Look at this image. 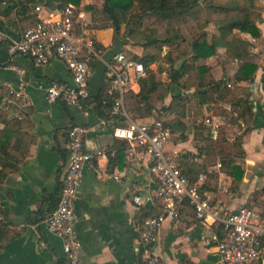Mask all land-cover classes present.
Returning a JSON list of instances; mask_svg holds the SVG:
<instances>
[{"label":"crops","instance_id":"obj_1","mask_svg":"<svg viewBox=\"0 0 264 264\" xmlns=\"http://www.w3.org/2000/svg\"><path fill=\"white\" fill-rule=\"evenodd\" d=\"M92 1L95 2L82 0L78 6L85 15L82 34L84 38H95L105 47L104 37L109 30L91 27L92 15L98 9ZM23 4L28 5L27 9ZM257 5L264 9L263 0ZM90 6L95 11L88 12L87 7ZM37 7L41 8L40 12L36 11ZM58 12V9L47 8V0H0V29L11 37H19L40 20H55ZM52 15L54 17H50ZM258 27L264 40L263 25L258 23ZM208 33V41L211 43L213 36L218 35V30L209 29ZM235 34L252 45L250 52L259 66L254 81L235 83V76L243 62L229 58L224 47L217 48L216 55L206 61V66L216 80H227L228 89L250 88L255 119L254 129L243 134L245 158L237 162L244 173L242 180L234 182L213 152L198 154V148L208 147L209 143L197 141L191 126L195 120V125L212 128L215 142L220 141L218 131L221 129L225 138L232 143L241 135L244 124L239 120V125L229 124L231 106L228 102L219 105V109L226 111L225 115L220 116L215 113V105L204 103L199 106L200 99L193 95L194 90L187 92L188 110L182 118L188 127L184 134L186 139H181V133L172 130L165 152L175 162L190 154L198 155L193 160L189 157L188 161L207 165L215 179L201 174L194 183L199 181L200 176L204 177L199 182L200 191L212 205L224 211H234L243 206L264 211V46L257 44L249 34L237 31ZM114 35L113 31L110 48ZM135 48L139 51H132V54L140 56L142 49ZM213 61L218 62L217 65H213ZM10 64L26 71L27 104H22L11 94L17 78L7 70ZM151 69L155 71L157 65H152ZM68 80L69 75L62 63L55 61L48 66H36L28 58L9 57L6 45L0 46V115L27 122L25 139L30 142L29 156L20 170L0 185V206L9 224L8 241L0 250V264H66L63 241L46 232L45 220L50 216V204L54 201L57 206L60 196V184L68 155L67 131L72 123L83 124L90 130L85 142L89 152H103V155L94 157L86 166L75 204L83 264H150V260L155 259L159 264H223L216 244L210 241L213 235L222 237L223 227L212 224L211 220L208 223L197 220L188 202L177 207V218L169 217L164 222L156 235V242L147 247L150 251L147 257L144 252L146 247L140 243L144 223L161 216L166 210L165 203L158 199L143 206L134 202L136 196L152 197L155 192L151 160L140 150L132 156L128 155V144L113 136V129L118 126L114 118L110 121L102 120L91 109L88 117L76 111L69 112L70 116L66 117L61 104L50 105L39 86L45 88L51 83ZM129 92L138 94L140 85L132 84ZM181 93L178 87H172L164 102L155 103L152 117L136 121L164 119L167 123L172 122L176 116L162 111V107H168L173 96ZM192 104L197 105L203 114L209 115L211 123L219 127L214 129L212 124L207 125L204 115L189 114ZM115 175L119 176L118 180H115ZM224 189L228 192L225 193Z\"/></svg>","mask_w":264,"mask_h":264},{"label":"trees","instance_id":"obj_2","mask_svg":"<svg viewBox=\"0 0 264 264\" xmlns=\"http://www.w3.org/2000/svg\"><path fill=\"white\" fill-rule=\"evenodd\" d=\"M81 1L47 0V8L61 11L68 6H80ZM103 1L104 6L106 3L112 10L119 27L125 26L126 33L122 39L128 38V45L132 44L142 49L140 56L133 54L129 57L126 53L127 48L124 46V54L129 59L143 64L147 72V78L139 83L140 92L138 94L129 92L125 95V107L130 118L136 121L152 117L156 109L155 103L164 102L170 89L176 86L182 93L173 96L172 103L168 107H162V111L174 113L176 119L166 125L172 128L174 133H181V139L185 140L184 134L188 127L182 118L186 116L188 110L187 92L194 90L193 95L200 99L199 106L204 103L215 105V113L220 116L225 115L226 111L219 109V105L228 102L231 106L229 124L239 125L238 120L244 124L241 135L232 143L225 138L221 129L218 131L220 141L215 142L212 128L208 129L201 124L195 125V120L191 126L194 128L196 140L206 141L210 145L198 148V154L213 152L222 168L229 171L228 174L234 182L239 183L244 176L241 165L237 164L245 158L242 148L243 134L254 129L255 113L250 88L228 89L226 79L216 80L209 74L210 70L206 66V61L216 55L217 48L224 47L229 58L243 62L235 76V83L254 81L259 66L250 52L252 45L235 34V31L249 34L257 44L264 46L263 35L258 27L260 23L264 28V9L257 5L260 0ZM23 6L27 9L28 5L23 4ZM104 6L101 13L112 24L114 33L120 36L121 29H115V22L104 11ZM87 11L93 12L95 9L90 6L87 7ZM211 25L218 30V35H214L212 42L209 43L208 30ZM0 28L2 29L1 23ZM97 29L106 30L108 27ZM93 40L95 53L99 56L105 54L107 49L95 38ZM164 48L168 49L165 54H163ZM91 58L96 59L93 55ZM185 59L187 61L177 69V65ZM155 64L157 69L153 71L151 66ZM91 70L93 72L92 68ZM163 74H166L167 81L162 79ZM262 83L264 84V75ZM114 100L115 97L108 95L105 89L98 98L90 97L85 106L93 110L102 120L110 121L112 118L116 120L112 116ZM61 106L66 117H69L68 108L62 103ZM0 124L2 125L0 128V185H2L10 175L20 170L29 156L30 142L25 139L27 122L0 115ZM72 126H74L73 123L68 131ZM66 151L68 161L69 151L68 149ZM189 157L193 160L198 158V155L190 154ZM189 157L180 158L175 163L191 185L201 174H206L205 176L209 179H215L207 165L194 164L188 161ZM49 207V215H51L57 206L53 201ZM8 229L6 213L0 206V250L8 241Z\"/></svg>","mask_w":264,"mask_h":264},{"label":"built area","instance_id":"obj_3","mask_svg":"<svg viewBox=\"0 0 264 264\" xmlns=\"http://www.w3.org/2000/svg\"><path fill=\"white\" fill-rule=\"evenodd\" d=\"M40 10V7L36 8L37 12ZM83 27L84 12L78 6H68L57 13L55 20H40L19 37H11L0 29V46L6 45L9 57H25L36 66H48L55 61L62 63L69 80L54 82L45 88L41 85L39 89L44 92L50 105L62 103L70 112L76 111L88 117L90 108L85 105L90 98L89 80L93 73L90 65V60L93 59L91 54L96 59L101 55L91 51L93 43L86 42L82 34ZM83 50L88 53L87 56L82 54ZM7 70L17 78V84L11 89V94L22 104L29 103L26 71L13 64H10ZM146 78L144 65L124 54L114 58L106 74L107 93L115 97L112 116L120 123L113 129L114 138L128 144L129 156L140 150L152 163L151 174L155 192L152 197L136 196L134 202L143 206L158 199L164 202L166 207L161 216L148 219L144 223L140 243L146 247L145 254L149 257L150 251L147 247L156 242V235L167 218H177V207L183 202H188L194 209L197 220H211L212 224L223 227L222 237H210V241L216 244L223 264H264V211L248 206L224 211L223 208L212 205L200 191L199 182L204 177L200 176L199 181L191 185L175 161L167 156L165 147L172 136L167 122L164 119L139 122L130 118L125 107V95L130 91L132 84H139ZM206 124H212L214 129L219 127L210 120H206ZM89 133L90 130L83 124L74 125L68 131L69 158L61 181L60 196L56 209L45 221L46 232L63 241L66 264H83L75 204L86 166L94 157L103 155L102 151L91 153L86 148L85 142ZM114 178L118 180L119 176L115 175ZM224 192L227 193L228 190L224 189ZM150 264L159 263L155 259L150 260Z\"/></svg>","mask_w":264,"mask_h":264},{"label":"water","instance_id":"obj_4","mask_svg":"<svg viewBox=\"0 0 264 264\" xmlns=\"http://www.w3.org/2000/svg\"><path fill=\"white\" fill-rule=\"evenodd\" d=\"M104 11L113 19L115 22V29L119 30L120 27L117 24V21L113 15L112 10L109 6L105 3ZM129 44V39L125 38L122 39L116 33L114 35V43L110 49H108L105 54L101 55L98 59H91L90 65L93 69V73L89 80L90 86V97L96 99L100 96V94L105 91L107 81H106V74L108 70V66L113 62L114 58L120 54L124 53V46ZM186 59L183 60L181 63L177 65V69H179L184 63Z\"/></svg>","mask_w":264,"mask_h":264},{"label":"rangeland","instance_id":"obj_5","mask_svg":"<svg viewBox=\"0 0 264 264\" xmlns=\"http://www.w3.org/2000/svg\"><path fill=\"white\" fill-rule=\"evenodd\" d=\"M92 4L94 6H96L98 9H96V13H93V15H92L93 17L91 19L92 20L91 27H95V28H102V27H105V26L108 27V30L109 31H106V34H105V37H104V39H105V47L108 50V49H110V45H111V40L110 39L112 37V32L114 31V29L111 27L112 24L101 13V10H102V8L104 6V1L103 0H95V2L92 1ZM93 18H94V20H93ZM120 29H121L120 30V38H123L125 36V33H126V28H125V26H121ZM209 29H213L214 30L215 29V26L214 25H211ZM85 40H86V42H89L90 44L91 43H94V40H93L92 37H89V38L88 37H85ZM102 45H104V44H102ZM167 50H166V48H164L163 54H165L167 52ZM91 51H95L94 45L91 46ZM126 51H127L126 53L128 54V56L130 57V56L133 55L132 54V51H135L136 53H138L139 50H138V48H135L134 45L130 44L129 46L127 45V50ZM82 54L83 55H86V56L88 55V53L87 54L84 53V50H83V53ZM91 55H93V54H91ZM125 56L127 57V55H125ZM219 60L220 59H218V62H219ZM222 61L220 63H222ZM211 63L213 65H217V63H215V61H213ZM162 79L164 81H167L166 75H162ZM190 113H191L192 116H201V115H204V119H205L204 121H206L207 119H209V120L212 121V118L209 115H207V114H203V112L197 107V105H193L192 104L189 107V114Z\"/></svg>","mask_w":264,"mask_h":264}]
</instances>
